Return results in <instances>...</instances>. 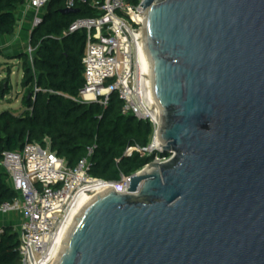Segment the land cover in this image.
Segmentation results:
<instances>
[{"label":"water","instance_id":"obj_1","mask_svg":"<svg viewBox=\"0 0 264 264\" xmlns=\"http://www.w3.org/2000/svg\"><path fill=\"white\" fill-rule=\"evenodd\" d=\"M141 7L170 159L130 176L126 193L91 195L51 264H264V0Z\"/></svg>","mask_w":264,"mask_h":264},{"label":"built area","instance_id":"obj_2","mask_svg":"<svg viewBox=\"0 0 264 264\" xmlns=\"http://www.w3.org/2000/svg\"><path fill=\"white\" fill-rule=\"evenodd\" d=\"M53 0H26L33 13L28 26L29 38L42 22L43 10ZM144 0H95L92 9L97 16L78 19L68 33L85 34L83 76L85 85L79 99L83 103L107 107L115 94L121 102L123 116L148 122L152 127L151 142L145 147H127L125 154L141 158L162 159V146L155 147L158 123L153 117L145 81L141 71V46L138 29L144 20L141 7ZM84 0H64V9H77ZM29 55L32 50L29 48ZM75 167L49 149L26 143L21 151L1 154L0 167L7 175L10 187L18 194L11 204L0 205V216L18 215L19 264H51L67 227L87 199L102 190L126 193L130 176L106 182L90 176L88 158ZM145 165L143 168H145ZM142 168V169H143ZM0 226V238L3 235Z\"/></svg>","mask_w":264,"mask_h":264},{"label":"trees","instance_id":"obj_3","mask_svg":"<svg viewBox=\"0 0 264 264\" xmlns=\"http://www.w3.org/2000/svg\"><path fill=\"white\" fill-rule=\"evenodd\" d=\"M77 6L78 14H62L64 0H53L43 10L42 22L30 36L35 48L31 65L25 53L22 87L26 89L23 104L26 112L14 116L0 113V160L4 151H21L26 143L45 147L73 168L87 150L88 172L106 182L120 176H132L153 158L126 155L127 147L147 146L152 138L148 122L120 113L121 102L112 94L106 108L100 104L83 103L79 99L84 88L83 55L85 34L68 30L78 19L97 16L92 9L95 0H84ZM26 0H0V37H10L16 29L19 9ZM0 87V95L6 94ZM2 91V92H1ZM162 157H165L162 155ZM7 180V183L5 181ZM18 194L10 187L7 175H0V205L11 204ZM18 234L4 227L0 238V264H19Z\"/></svg>","mask_w":264,"mask_h":264},{"label":"rangeland","instance_id":"obj_4","mask_svg":"<svg viewBox=\"0 0 264 264\" xmlns=\"http://www.w3.org/2000/svg\"><path fill=\"white\" fill-rule=\"evenodd\" d=\"M18 24L12 36L0 37V87H3L2 90L6 93L4 96L0 95V113L8 111L14 116H20L26 112L23 104V97L26 92V89L22 87L23 62L17 57L25 53L31 65L36 50L30 44L28 29H24L22 23ZM29 48L32 50L30 55L28 53ZM169 159L170 156L162 157L159 163L167 162ZM0 175L5 177L1 167ZM5 181L7 183L6 178ZM19 222L20 217L18 215L2 216V223L10 225L13 230L16 229Z\"/></svg>","mask_w":264,"mask_h":264},{"label":"crops","instance_id":"obj_5","mask_svg":"<svg viewBox=\"0 0 264 264\" xmlns=\"http://www.w3.org/2000/svg\"><path fill=\"white\" fill-rule=\"evenodd\" d=\"M33 13L26 8V4L19 9L16 21V27L19 25L18 23H22L23 28L28 29L30 21L32 20ZM0 226L10 227L5 223H2V217L0 216Z\"/></svg>","mask_w":264,"mask_h":264},{"label":"bare ground","instance_id":"obj_6","mask_svg":"<svg viewBox=\"0 0 264 264\" xmlns=\"http://www.w3.org/2000/svg\"><path fill=\"white\" fill-rule=\"evenodd\" d=\"M141 46V71H142V79L143 81H145V87H146V91H147V95L149 97V83H148V73H147V63H146V59H145V56H144V53H143V50H142V43L140 41V44ZM152 108V106H151ZM152 114H153V117H155V120L157 121V113L156 111L152 108ZM155 143V147H158L160 146V143L158 142L157 139H155L154 141Z\"/></svg>","mask_w":264,"mask_h":264}]
</instances>
